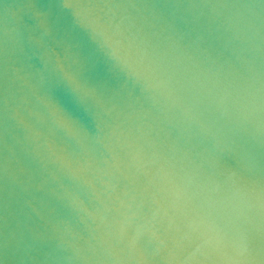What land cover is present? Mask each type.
<instances>
[{"label":"water","instance_id":"obj_1","mask_svg":"<svg viewBox=\"0 0 264 264\" xmlns=\"http://www.w3.org/2000/svg\"><path fill=\"white\" fill-rule=\"evenodd\" d=\"M0 264H264V0H0Z\"/></svg>","mask_w":264,"mask_h":264}]
</instances>
